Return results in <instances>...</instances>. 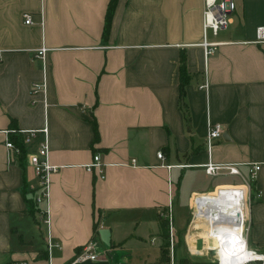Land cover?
<instances>
[{
    "label": "crops",
    "instance_id": "crops-1",
    "mask_svg": "<svg viewBox=\"0 0 264 264\" xmlns=\"http://www.w3.org/2000/svg\"><path fill=\"white\" fill-rule=\"evenodd\" d=\"M109 1L0 0V264H157L161 216L170 211L177 231L194 193L202 222L218 203L245 205L241 189L215 187L239 177L200 182L208 159L239 164L242 175L260 164L247 241L264 253V42L242 43L264 26V0H233L230 23L207 36L222 44L207 56L203 0H116L104 36ZM37 82L44 88L32 95ZM215 123L223 135L208 152ZM45 126L57 168L48 176L47 225L26 201L39 185L27 160L34 144L12 158L5 146L11 129ZM97 153L103 177L84 167ZM90 239L101 259L74 262Z\"/></svg>",
    "mask_w": 264,
    "mask_h": 264
},
{
    "label": "built area",
    "instance_id": "built-area-1",
    "mask_svg": "<svg viewBox=\"0 0 264 264\" xmlns=\"http://www.w3.org/2000/svg\"><path fill=\"white\" fill-rule=\"evenodd\" d=\"M203 11H202V33L203 38L200 42V45L204 48V53L207 56L210 54L215 46L222 44L218 41H208L207 36L209 33L217 36L221 30H224L226 26L230 23L231 15L235 12L236 5L233 0H203ZM23 22L25 24L32 23L31 15L27 12L23 13ZM256 37L252 41H242L243 44H259L264 42V26H259L256 28ZM46 48L44 46L40 47L36 51V56L43 57L45 54ZM200 88H206L207 83L199 86ZM44 84L41 82L33 83L31 87L32 95H35L38 91L43 90ZM13 133L14 138L6 140L5 146L8 150V156L12 158V155L19 154L21 152L22 146L25 144H34V149L27 153V160L31 168L34 170L35 176L38 180V187L35 193V201L37 204L44 203L45 207L39 210L40 223L47 225L49 223V213H48V176L51 172L56 170V166H52L48 163V144L45 139L47 132V127H42L39 129H11L7 133ZM223 129L220 124L215 123L213 125L209 124L206 131V149L208 152H211V147L213 146L214 141L222 137ZM158 158L163 159L164 155L161 151L157 153ZM130 164H135V159H130ZM239 164L236 163H218L212 162L210 159L207 162L203 163L204 172L207 176H237L240 178L241 183L237 184L242 187V191L245 193V203L247 206V216L244 219V230L245 236L248 238L247 232L250 226V210L251 204L254 198H259L261 195L260 191H256L254 188V181L256 178V173L260 167V164L249 163V169L246 175H242L241 171L238 168ZM85 168L88 170H98L100 177H103L102 173V163L100 161V154L97 153L93 156L92 162L85 164ZM195 194V193H194ZM194 194L190 197V205L193 199ZM194 213V211H193ZM195 216V213H194ZM169 219L172 220V215L169 211ZM173 244V239L170 240ZM255 251V250H254ZM102 254H99L97 251L96 242L92 239L86 242L85 245L75 254L74 262H86V260L97 261L101 259ZM262 261V260H261ZM264 261V260H263ZM255 262V261H253ZM247 262V264H252Z\"/></svg>",
    "mask_w": 264,
    "mask_h": 264
},
{
    "label": "rangeland",
    "instance_id": "rangeland-1",
    "mask_svg": "<svg viewBox=\"0 0 264 264\" xmlns=\"http://www.w3.org/2000/svg\"><path fill=\"white\" fill-rule=\"evenodd\" d=\"M199 177H200V182L212 186L217 182L240 183V181H238L237 178L234 176L210 177L205 175L202 176L200 173ZM215 187L220 188L222 190H230V189L243 190L242 187L230 183L219 184ZM183 189L185 190L184 187ZM209 191H215V190L214 188H211L210 190H207V192ZM186 192L184 191L182 192V195L185 198V200H186ZM189 205L190 202L188 201V203H186V205H184L182 209H180V214L183 224L180 227H178L179 229L177 231L175 230V228L173 229L172 227L173 223H171V219H169V213L168 215L166 213H165L166 215L163 214L160 218V222L162 223L160 229L161 232L160 235L163 234L162 232L165 233L167 231L169 238L168 252L170 254V260L165 264H178L180 261H185L187 264L188 263L189 264H219L218 259L213 254V251L208 248V246L213 244V240L205 236L206 231L204 230V227L199 226V228H194L195 224H197L198 221L193 213L194 211L193 204L191 206ZM220 221L226 222L224 220H220ZM171 239H173V244H171L170 242ZM191 245H193L191 248L195 249L196 253L190 250ZM252 264H264V261L263 260L255 261Z\"/></svg>",
    "mask_w": 264,
    "mask_h": 264
},
{
    "label": "bare ground",
    "instance_id": "bare-ground-1",
    "mask_svg": "<svg viewBox=\"0 0 264 264\" xmlns=\"http://www.w3.org/2000/svg\"><path fill=\"white\" fill-rule=\"evenodd\" d=\"M192 204L194 208L195 202L193 203L192 201ZM217 207H219L218 213L220 217L226 222H202L203 220H200L196 216L197 214L194 208L195 218L201 221L195 224L194 228H199V226L204 227L206 231L205 236L213 240V244L208 246V248L213 251L219 264H247V262L251 261L264 260V253H259L251 249L244 235L243 223L247 216L246 203L243 207H225L218 203ZM190 250L196 253L195 249L191 248Z\"/></svg>",
    "mask_w": 264,
    "mask_h": 264
},
{
    "label": "trees",
    "instance_id": "trees-1",
    "mask_svg": "<svg viewBox=\"0 0 264 264\" xmlns=\"http://www.w3.org/2000/svg\"><path fill=\"white\" fill-rule=\"evenodd\" d=\"M116 0H110L108 3V9H107V14L105 17V26H104V31H103V35L105 36L108 33V30L110 28V24H111V16H112V12L114 9V4H115ZM180 63H181V67H180V77H181V82H180V90H179V99H180V103L179 106L182 110V113L184 114V117L187 118L188 115V111L186 106L183 103V86L186 83L187 79L185 77L186 74V63H185V57L183 54H181L180 56ZM96 131V130H95ZM28 202V206H29V212L32 213V215H35V212H39V209H35V206H37V203L35 201V198L33 197L31 200L27 199L26 200ZM218 209H216V211L210 212L209 216L207 217V219L209 220V222H216L218 220H223L220 217V214L218 213ZM161 223V222H160ZM162 225V223H161ZM161 235L162 238V244H161V248H160V258L157 264H165L166 262H168L170 260V254L168 252V246H169V238H168V233L167 231ZM167 241V243H166ZM178 264H187L185 261H180ZM189 264V263H188Z\"/></svg>",
    "mask_w": 264,
    "mask_h": 264
}]
</instances>
